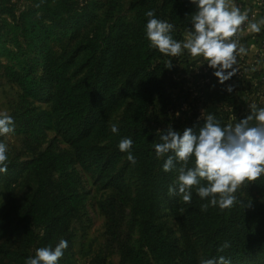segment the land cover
<instances>
[{
	"label": "rangeland",
	"instance_id": "374dc122",
	"mask_svg": "<svg viewBox=\"0 0 264 264\" xmlns=\"http://www.w3.org/2000/svg\"><path fill=\"white\" fill-rule=\"evenodd\" d=\"M39 3L45 9L35 12ZM233 3L242 11L250 10V16L254 13L256 19L264 17V0H233ZM132 4L133 0H0V112H7L15 122V132L5 140L9 145L7 171L0 173V264H22L17 261L21 254L30 251L34 256L38 248L55 247L61 239L68 242V247L58 264H134L133 256L142 244L139 225L131 227L129 207L117 237L107 233L101 211L113 193V180L124 182L131 195L137 181L136 168L127 161V156L113 153L122 133V119L135 104L138 94L136 82L128 79L122 69L124 66L114 58L108 57L104 62L99 81L89 82V88L96 89L97 93L95 104L87 113L83 141L87 146L107 149L106 159L113 158L107 176L100 178L93 168L77 164L86 206L81 216L70 223L67 235L49 239L50 229L46 225H27L22 220L23 211L36 189L31 161L50 145L66 149L72 144L57 128L56 90L43 79L45 52L60 59L77 45L85 46L95 39V44L103 46L110 38L120 39L117 45L120 49L123 45L133 48L137 26ZM33 18L37 19L32 23L39 32L29 29L32 25L29 20ZM242 28L245 30L237 39L246 52L237 57L233 69L229 70L234 71V75L223 84L214 74L216 70L209 68L202 58H192L186 53L165 58L166 63L169 59L173 61L172 68L162 75L166 94L155 101L150 112L157 131H164L169 125L181 132L188 127L198 131L205 122L203 112L205 116L214 114L222 126L234 125L251 114L253 103L264 107V30L250 33L245 26ZM186 29L180 30L181 39ZM87 53L81 55L71 69L78 71L75 81L85 76L95 60L82 69L88 61ZM24 62L30 68L31 78L39 83L35 96L28 98L29 107L38 115L32 148L27 145L30 134L20 126L22 92L14 81ZM101 75L104 78L100 80ZM229 87L233 89L231 93L227 91ZM113 126L118 128L117 134L112 133ZM164 159L166 157L161 159L162 177L166 173ZM169 173L167 195L176 179L174 171ZM253 184L242 186L236 195L256 197L264 202L261 187L253 189ZM172 207L169 199L160 196L152 209L155 224L164 236L175 242L180 231L172 216ZM15 252H18L17 257H13ZM149 259L152 264L166 261L162 255ZM233 264H264V255L250 256Z\"/></svg>",
	"mask_w": 264,
	"mask_h": 264
},
{
	"label": "trees",
	"instance_id": "16d2710c",
	"mask_svg": "<svg viewBox=\"0 0 264 264\" xmlns=\"http://www.w3.org/2000/svg\"><path fill=\"white\" fill-rule=\"evenodd\" d=\"M132 7L136 11L137 26L133 48L123 45L120 49L117 47L120 39L110 38L103 46L95 44V39L87 42L85 46L77 45L60 59L45 52L43 79L48 80L56 90L54 96L57 128L72 144L66 149L50 145L31 161L36 189L23 211L22 220L27 225H46L50 229L49 239L61 234L67 235L70 223L81 216L86 206V194L77 164L93 168L100 178L107 176L113 159H106L107 149L90 147L83 141L87 113L95 104L93 101L97 93L96 89L89 88V82L99 81L98 75L105 65L104 62L110 57L120 61L119 65L124 66L122 69L128 79L136 82L138 86L136 102L122 119V133L113 151L115 155L122 153L127 156V153L119 150V141L124 137L133 140L132 151L136 158L133 166L136 168L137 181L133 196L124 182H111L113 193L101 207L107 233L117 237L120 223L129 207L131 227L134 229L139 225L142 244L133 256L134 264H152L150 256L160 255L166 257L165 264H199L201 258L220 255L233 264L250 256L264 255V202L259 198L239 195L237 203L231 209L209 207L207 211H202L201 206L205 201L196 195L195 190L192 201L185 204H182L179 197L172 200L167 195V179L170 173L161 176V159L156 158L153 147L154 143L160 142L159 135L151 121L150 112L155 101L164 98L166 94L162 75L168 65L165 62L166 56L152 48L146 38L145 25L148 18L145 13L153 10L158 18L174 24L172 35L181 40L180 30L190 27V15L196 8L190 0H133ZM35 8V12L45 9L42 3ZM36 20H29L32 24L29 29H37L39 32L40 29L32 23ZM86 51L88 61H85L82 69L92 59L95 60L85 76L75 81L78 71L71 69ZM25 65L24 62L23 69L16 74L14 81L22 92L20 126L30 134L27 145L32 148L36 139L38 115L29 107L28 98L35 96L39 83L34 77L31 78L30 68ZM103 78L101 75L100 80ZM258 186L264 193V177L254 182L252 188L256 189ZM160 196L169 199L173 204L172 216L177 220L180 231V237L175 242L164 236L162 229L154 221L152 206L157 204ZM225 242L230 247L219 252L218 249ZM29 253L30 251L21 254L17 261L25 264V260L33 256ZM17 254L18 252L13 253V257H17Z\"/></svg>",
	"mask_w": 264,
	"mask_h": 264
},
{
	"label": "clouds",
	"instance_id": "9594fccd",
	"mask_svg": "<svg viewBox=\"0 0 264 264\" xmlns=\"http://www.w3.org/2000/svg\"><path fill=\"white\" fill-rule=\"evenodd\" d=\"M196 11L190 15V27L183 39L173 37L174 24L157 17L155 11L145 13V34L152 48L166 57L188 54L202 58L205 64L216 70L215 75L223 84L234 75L237 57L246 52L237 37L245 29L250 33L264 30V17L255 18L250 10L242 11L233 0H190ZM171 69L173 61H167ZM228 92L233 89L229 87ZM251 114L235 123L221 125L214 114L202 113L204 124L198 131L185 128L182 132L171 125L157 131L158 143H154L157 159H164L163 171L175 172L174 185L168 189L170 197H179L190 203L193 190L205 201L202 211L209 207L220 210L231 209L237 203L239 188L264 177V107L255 103L250 106ZM179 117L180 113L177 112ZM255 121V124L251 122ZM15 122L7 112H0V173L7 171L9 145L5 140L15 132ZM113 134L118 128H111ZM133 140L121 138L118 148L127 153V160L136 164L132 151ZM68 242L59 240L55 247L38 248L25 264H58L67 249ZM230 244L225 242L219 249L223 252ZM199 264H231L225 256L201 258Z\"/></svg>",
	"mask_w": 264,
	"mask_h": 264
}]
</instances>
